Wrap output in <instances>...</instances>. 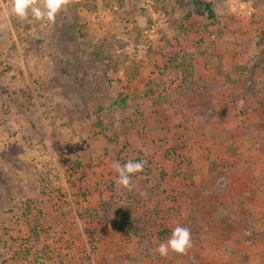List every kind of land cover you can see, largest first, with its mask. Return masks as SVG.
I'll return each mask as SVG.
<instances>
[{"label": "rangeland", "instance_id": "1", "mask_svg": "<svg viewBox=\"0 0 264 264\" xmlns=\"http://www.w3.org/2000/svg\"><path fill=\"white\" fill-rule=\"evenodd\" d=\"M203 1L214 18L192 0H70L49 22L0 0V264L66 260L75 240L90 260L84 221L111 217L86 196L129 160L173 206L167 232L145 221L152 235L196 227L205 264L264 256V0Z\"/></svg>", "mask_w": 264, "mask_h": 264}, {"label": "crops", "instance_id": "2", "mask_svg": "<svg viewBox=\"0 0 264 264\" xmlns=\"http://www.w3.org/2000/svg\"><path fill=\"white\" fill-rule=\"evenodd\" d=\"M216 118V117H215ZM110 177L111 174L109 175ZM109 184L108 190L100 192V194L96 191H91L89 195H87L86 202L90 205H94L98 199L100 203H102L97 213L100 217H111L105 218L107 220L106 223H103L101 227L96 229L94 226H89L91 224L88 220L84 222L88 224V227L95 229L98 232L99 242L97 243V250L91 256L90 260L85 261L81 257L77 256L75 251L76 240L75 244H73L71 254H68L66 260L62 259V255H56L55 261L60 264L67 262L66 264H205L207 259H209V255L211 253H202V250L198 252H190V248L186 250L185 253L180 254L176 253L172 250H169L167 256H161L157 251L159 244L164 243L167 239L171 236L168 233L164 235H158L157 232L152 235V228L154 226H161V232H167L168 229L172 228V224L170 225L169 222L174 221V216L172 214L173 206L168 200L166 196H162L159 198L156 192H151L150 190L152 187L159 188V180L153 178L150 179L148 182L141 184L139 181L137 183L136 179L131 182L132 188L130 193L122 192V190L117 193L114 189H120L122 186L117 183L118 179L110 178L107 180V177L103 176ZM87 179L90 180V177L87 176ZM88 180L83 182L84 185L90 186ZM113 181V183L111 182ZM105 185V184H104ZM144 185V186H141ZM113 187V188H112ZM145 187V188H144ZM147 188V189H146ZM162 189V188H159ZM164 189H167L164 187ZM114 190L113 192H111ZM110 191V193H109ZM145 193H143V192ZM116 193V194H115ZM110 195H112L110 197ZM169 201V203H168ZM142 202V203H140ZM213 213V214H212ZM211 217L213 220L216 221L218 219V209L216 208L215 212H212ZM105 215V216H104ZM184 215V213H183ZM214 215V216H213ZM142 217V220H140ZM188 217V214H186ZM215 217V218H214ZM133 219L132 224H128L129 220ZM152 218H156V224L152 227L151 225L147 224V220ZM201 218L205 219L204 216L201 214ZM118 219L120 222L124 224L113 225V222ZM76 223L80 227L78 230L85 235V232L89 228H84L81 225V221L76 218ZM143 221V222H142ZM146 221V222H145ZM163 223V224H162ZM206 224L205 222H203ZM169 225L168 228L164 227L165 225ZM125 225V226H124ZM183 226V225H182ZM171 227V228H169ZM186 227V226H183ZM101 228V229H100ZM190 229V233H196L197 228H193L192 226H187ZM62 229V228H61ZM159 229V228H158ZM165 229V230H163ZM205 226L199 227V230H205ZM149 233L148 236L140 235ZM137 233V234H136ZM81 234V236H82ZM72 239V238H71ZM74 240V239H73ZM87 243V239L83 240ZM204 242H202L203 244ZM221 244V241L215 243L212 240L199 246L201 249H213ZM194 245V244H193ZM87 246V245H86ZM52 247H54L52 245ZM198 247V248H199ZM199 248V249H200ZM261 248L264 249V244L261 243ZM58 249V248H57ZM62 250H68L62 248ZM58 251V250H57ZM65 253V252H63ZM89 254V253H88ZM47 258V257H46ZM45 257L42 258L44 260L43 264H56L51 261L50 258L46 259ZM54 260V258H52ZM235 259V258H233ZM237 259V258H236ZM224 259L216 258L215 264H222L221 261ZM228 261V260H227ZM227 261L223 262V264H227ZM205 262V263H204ZM11 263V262H10ZM238 264H264V256H255L254 258L249 257L248 261L239 262Z\"/></svg>", "mask_w": 264, "mask_h": 264}, {"label": "clouds", "instance_id": "3", "mask_svg": "<svg viewBox=\"0 0 264 264\" xmlns=\"http://www.w3.org/2000/svg\"><path fill=\"white\" fill-rule=\"evenodd\" d=\"M11 12L16 17L26 20L29 12L35 20L47 19L54 22L57 13L62 7L68 5L70 0H11ZM38 5H42L38 6ZM144 161H127L124 164L114 162L112 167L118 173V181L123 188L131 190V176L137 172H142L145 166ZM191 247L190 229L183 226H176L172 230L171 236L166 242L159 244L157 251L161 256H167L169 250L183 254Z\"/></svg>", "mask_w": 264, "mask_h": 264}, {"label": "trees", "instance_id": "4", "mask_svg": "<svg viewBox=\"0 0 264 264\" xmlns=\"http://www.w3.org/2000/svg\"><path fill=\"white\" fill-rule=\"evenodd\" d=\"M193 4L194 5H201L202 9L206 12V15L208 18H214L215 17V11L213 9V5H212V2L210 1H203V0H192ZM179 29L181 31H183L184 29L179 26ZM191 65L190 61L187 60V59H183L181 60L178 64H176V66L179 68V69H183V70H187V67H189ZM115 100V98H114ZM124 98L123 97H120L118 99L115 100V104H119V103H124ZM249 240V238H248ZM246 240V241H248Z\"/></svg>", "mask_w": 264, "mask_h": 264}, {"label": "built area", "instance_id": "5", "mask_svg": "<svg viewBox=\"0 0 264 264\" xmlns=\"http://www.w3.org/2000/svg\"><path fill=\"white\" fill-rule=\"evenodd\" d=\"M92 247H93V244H91V245H90V244L87 245V248H88V249H90V248H92Z\"/></svg>", "mask_w": 264, "mask_h": 264}]
</instances>
